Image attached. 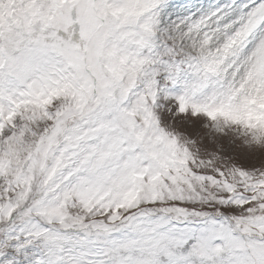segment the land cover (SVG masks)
Wrapping results in <instances>:
<instances>
[{"label": "snow or ice", "instance_id": "snow-or-ice-1", "mask_svg": "<svg viewBox=\"0 0 264 264\" xmlns=\"http://www.w3.org/2000/svg\"><path fill=\"white\" fill-rule=\"evenodd\" d=\"M0 264H264V0H0Z\"/></svg>", "mask_w": 264, "mask_h": 264}]
</instances>
